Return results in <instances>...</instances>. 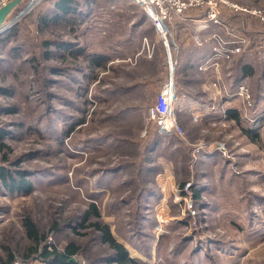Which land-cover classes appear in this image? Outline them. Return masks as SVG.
Returning <instances> with one entry per match:
<instances>
[{
	"label": "rangeland",
	"instance_id": "rangeland-1",
	"mask_svg": "<svg viewBox=\"0 0 264 264\" xmlns=\"http://www.w3.org/2000/svg\"><path fill=\"white\" fill-rule=\"evenodd\" d=\"M213 1L221 24L208 23L210 36L246 44L204 90L230 93L243 60L250 102L242 124L205 130L177 111L183 135H167L148 112L173 74L178 100L179 26L204 43V10L164 36L133 0H70L61 14L63 0H22L0 34V168L32 189L0 179V264H47L27 258V218L48 248L75 244L82 264H115L95 222L140 264H264V20L233 8L264 12V0ZM195 78L180 84L196 96ZM92 203L100 218L83 223Z\"/></svg>",
	"mask_w": 264,
	"mask_h": 264
},
{
	"label": "crops",
	"instance_id": "crops-1",
	"mask_svg": "<svg viewBox=\"0 0 264 264\" xmlns=\"http://www.w3.org/2000/svg\"><path fill=\"white\" fill-rule=\"evenodd\" d=\"M179 28H183L184 30L182 31H184L185 34L184 38H181V43L183 46L180 50L181 54L178 57V70L176 72L177 82L179 85L177 89L178 100L176 104V112L182 111L184 114L188 115L189 122L195 125L196 129H198L199 126H202L203 130L207 129V127L214 128L212 125H221L223 122L235 125H238V123L242 124L243 118L241 116V109L243 108V100L236 95V92L238 85L242 83L241 81L244 77L242 68L243 60H240V71L242 74L238 75L237 72L235 73V77L231 82L232 84L230 86V93L225 94L222 92L218 94V92L213 93L206 91L204 88L207 83H212L210 81L213 79L214 82L217 79V82H219V80L222 78L220 70H222L221 66L224 62H220L218 65H215L214 62L209 61L213 46L209 40V37L204 42V44L201 45L194 38L188 39L190 34H187V32L190 31L191 28H185V24L179 26ZM192 31L194 34H198L196 29ZM213 31L214 28L211 27L204 30L202 34H207L206 36H210L211 32ZM191 74H194L196 78L194 80H188V82L190 84L194 83L196 86L200 85L202 87L200 88L202 91L196 96L191 94L189 92L190 90L182 88L180 84L182 82L181 79L187 81V77ZM193 117L197 118L193 119ZM240 130L242 132L241 127ZM180 139L183 140L182 142L179 141V143H183L181 146L188 147V141L186 139L184 140V138ZM204 155L205 157L209 156L205 153ZM201 157L204 158V156ZM208 159H211V157Z\"/></svg>",
	"mask_w": 264,
	"mask_h": 264
},
{
	"label": "built area",
	"instance_id": "built-area-1",
	"mask_svg": "<svg viewBox=\"0 0 264 264\" xmlns=\"http://www.w3.org/2000/svg\"><path fill=\"white\" fill-rule=\"evenodd\" d=\"M142 8L144 14L149 17L156 25L157 30L164 35L173 33L172 21L174 18H181L184 20V15L187 12L194 10H204L206 17L203 20H196L195 23L201 24L200 29L203 31L208 29L209 22L220 26L217 13V3L213 0H133ZM7 2H0V8ZM236 10H243L247 14L260 16L264 20V12H254L250 9H241L238 6L233 5ZM198 29V28H197ZM196 29V30H197ZM195 40L203 45L204 43L199 41L198 37ZM209 40L215 41L212 46V54L210 57L211 62L218 65L220 62H224L232 59L237 54H240L243 50V46L246 44V40L240 39L238 41H226L213 34L209 37ZM174 47L177 45L173 42ZM171 60V57H170ZM172 61V60H171ZM171 73L174 71L171 68ZM236 95L242 98L243 101L250 102V94L244 84H239L237 87ZM176 82L174 74L170 77V80L165 84L156 100L154 106L149 109V116L152 120L158 123L160 129L167 135H183L182 129L178 126L175 120L176 114ZM203 153L210 155L213 150L208 148L201 149Z\"/></svg>",
	"mask_w": 264,
	"mask_h": 264
},
{
	"label": "trees",
	"instance_id": "trees-1",
	"mask_svg": "<svg viewBox=\"0 0 264 264\" xmlns=\"http://www.w3.org/2000/svg\"><path fill=\"white\" fill-rule=\"evenodd\" d=\"M70 0H63L58 4V9L60 14L65 11L68 12L70 7L68 4ZM58 14V15H60ZM41 21L43 24H48L49 20H46V17H42ZM101 61H97L94 59L93 65L96 67H100L105 69L106 62L108 58L100 57ZM244 75H252V70L249 66L243 67ZM1 147L3 146L0 144ZM19 180L14 178L7 170L0 168V179L4 182L7 187L15 188L16 190L19 189L21 191L29 192L32 189V182L26 179L24 174H18ZM199 194H196L198 197ZM90 218L99 219L100 214L97 210V207L94 203H92L89 207V210L85 214L83 218V223L88 221ZM92 228L101 234V240L103 244L109 246L110 249L114 252L112 258L107 260L109 263L114 262L115 264H140L135 259L130 258L128 250L123 246L121 243L115 240L114 236L111 233L110 227L106 224H101L100 222H95L91 224ZM24 227L26 229V234L31 243L34 245L30 254L27 255V258L33 257L36 259L35 261L39 260L45 262L47 264H82L79 261H73V258L78 254L79 249L75 244H70L65 248L64 251H59L56 247L48 248L45 246L44 243L46 242L47 238L41 234L37 226L31 219L27 218L24 222ZM13 261V258L10 259V263Z\"/></svg>",
	"mask_w": 264,
	"mask_h": 264
},
{
	"label": "water",
	"instance_id": "water-1",
	"mask_svg": "<svg viewBox=\"0 0 264 264\" xmlns=\"http://www.w3.org/2000/svg\"><path fill=\"white\" fill-rule=\"evenodd\" d=\"M21 2L22 0H10L0 8V34L3 30H6L9 27V25L7 26L6 23L9 21L11 15L14 13Z\"/></svg>",
	"mask_w": 264,
	"mask_h": 264
}]
</instances>
